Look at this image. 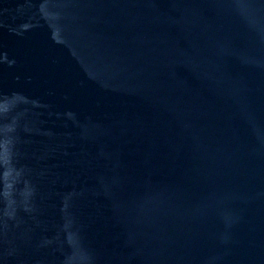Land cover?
Instances as JSON below:
<instances>
[{"label":"water","instance_id":"obj_1","mask_svg":"<svg viewBox=\"0 0 264 264\" xmlns=\"http://www.w3.org/2000/svg\"><path fill=\"white\" fill-rule=\"evenodd\" d=\"M126 264H264V0H93Z\"/></svg>","mask_w":264,"mask_h":264}]
</instances>
